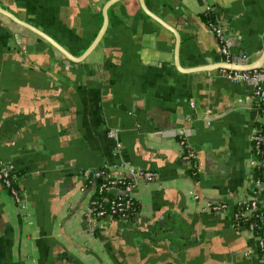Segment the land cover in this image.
Returning <instances> with one entry per match:
<instances>
[{
	"label": "crops",
	"instance_id": "1",
	"mask_svg": "<svg viewBox=\"0 0 264 264\" xmlns=\"http://www.w3.org/2000/svg\"><path fill=\"white\" fill-rule=\"evenodd\" d=\"M109 1L0 0L75 56L107 15L95 49L76 63L0 13V161L14 166L28 205L25 217L0 184V264H264L248 252L236 203L203 208L245 197L252 87L216 68L183 72L222 62L210 11L231 17L222 28L232 63L257 60L264 0H142L162 24L138 0L105 9ZM181 140L195 150L196 182L185 178ZM121 161L158 174L133 188L139 216L90 221L86 172Z\"/></svg>",
	"mask_w": 264,
	"mask_h": 264
},
{
	"label": "built area",
	"instance_id": "2",
	"mask_svg": "<svg viewBox=\"0 0 264 264\" xmlns=\"http://www.w3.org/2000/svg\"><path fill=\"white\" fill-rule=\"evenodd\" d=\"M207 26L215 38L217 53L220 55L221 61L232 63V55L222 26L216 19L210 20ZM219 71L225 79L232 83H248L252 87L250 97L256 115L249 136L250 158L247 177V188H251L252 191H246L245 197L235 204L240 209L234 211L232 216L238 227L244 228L254 242L248 252L252 253L254 250L256 257L264 263V200L261 197L264 178L261 179L252 174L254 169H262L264 175V69L220 68ZM180 145L181 158L187 162V169L192 170L195 174L197 169L195 150L185 140H181ZM117 171L119 173H115ZM17 176L18 174L11 163L0 161V184L27 217L28 205L22 189L17 184ZM86 176L88 183L94 180L100 181L97 186L89 190L85 215L90 221L96 218L128 220L139 216L140 206L133 196V188L139 180L150 182L158 179V174L155 171L132 165L126 161H121L118 167L111 171L105 167L87 171ZM193 198L200 199L197 194H193ZM203 208L215 213H222L228 208V205L225 202L204 201ZM251 217H254L253 221L250 220Z\"/></svg>",
	"mask_w": 264,
	"mask_h": 264
},
{
	"label": "water",
	"instance_id": "3",
	"mask_svg": "<svg viewBox=\"0 0 264 264\" xmlns=\"http://www.w3.org/2000/svg\"><path fill=\"white\" fill-rule=\"evenodd\" d=\"M118 1H121V0H110L106 4L105 9L108 6H110V5L114 4V3H117ZM138 1H139V5H140L141 9L147 15H149L152 18H155L156 21H158L159 23L162 24V22L159 19H157L153 14H151L150 12L147 11V9L145 8L144 3H143L142 0H138ZM207 3L211 7L214 6L211 2H209V0H207ZM214 10L217 11L218 8L215 7ZM0 13H2L5 16L9 17L13 21H15L17 24L22 25L23 27H26L30 31H33L34 33H36L37 35L42 37L45 41H47L55 50H57L59 53H61L66 59H68L69 61H72V62H76V63L84 60L95 49L96 45L98 44V42H99V40L101 38V35H102L103 31H104V29H105V27L107 25V15H106V10H105L104 11V20H103V23H102V26L100 28L99 33L97 34L95 39L92 41V43L84 50L83 53H81L78 56H75V55L71 54L69 51H67L65 48L60 46L58 43H56V41H54L53 39L48 37L41 30H39L35 26L31 25L30 23L18 18L14 14H12L10 12H7L4 9H0ZM230 18L231 17H229L228 15H222V17H217V19H219V21H218L219 25L222 26L223 28L226 27L229 24ZM223 30H224V32L226 31L225 32L226 34L230 33V31H228L227 29H223ZM173 32H174V35H175V45H176V48H177V45L180 42L179 41V35H177V33L174 30H173ZM228 42H229V45H231L230 39H229ZM176 51H177V49H176ZM175 63H177V62L175 61ZM213 68H216V69H220V68H228L229 69V68H232V69H239V70H251V69H261V68L264 69V47H263V50H262L261 54L259 55L258 59L253 61V62H250V63L237 64V63L219 62V63H217L216 66H213V67L211 65L196 66V67L188 68V69H186L183 72H187V73H189V72H200V71L211 70ZM252 125H253V121L251 122V125L249 126V136H250V130H251ZM183 133H184L183 131H180L179 129H177L174 132L168 133L167 136H172L173 137V136H176V135H181ZM184 164H185V167L183 169H187L188 168L187 162L184 161ZM247 172H249V168L247 169ZM115 173H119V171H117ZM185 178L190 180V181H192V182H196V180H197L195 177H193L190 174H186ZM85 180H87V176H84L83 181H85ZM142 182H145V181H143V180H139L138 181V183H142ZM247 182H248V180H246V187H244V192L247 191V189H246L247 188ZM89 190H90V188H87L86 192L89 191ZM241 199H243V198H241ZM241 199L240 198H236V199L235 198H227L226 200L216 199V200H213V201L225 202V203H227V202L237 203ZM149 230L151 231L152 227H150Z\"/></svg>",
	"mask_w": 264,
	"mask_h": 264
},
{
	"label": "trees",
	"instance_id": "4",
	"mask_svg": "<svg viewBox=\"0 0 264 264\" xmlns=\"http://www.w3.org/2000/svg\"><path fill=\"white\" fill-rule=\"evenodd\" d=\"M203 17H204V20H205V22L206 23H208L210 20H214L215 19V16H214V14L210 11V12H206L204 15H203ZM188 173L190 174V175H194L193 174V172H192V170H188ZM252 174L253 175H255V176H258V177H260L261 179L262 178H264V175H263V170L262 169H260V170H256V169H254L253 171H252ZM86 183H87V186L89 185V188H94V186H97L99 183H100V181L99 180H94V181H92V182H87L86 181ZM251 190V188H247V191H250ZM252 191V190H251ZM110 195H112V194H110ZM240 208H239V206L238 205H235L234 206V211H237V210H239ZM250 220H254V217H251L250 218ZM241 222H244V221H241ZM244 223H246V222H244Z\"/></svg>",
	"mask_w": 264,
	"mask_h": 264
},
{
	"label": "flooded vegetation",
	"instance_id": "5",
	"mask_svg": "<svg viewBox=\"0 0 264 264\" xmlns=\"http://www.w3.org/2000/svg\"><path fill=\"white\" fill-rule=\"evenodd\" d=\"M87 188H89V185H88V186H86V189H87Z\"/></svg>",
	"mask_w": 264,
	"mask_h": 264
}]
</instances>
